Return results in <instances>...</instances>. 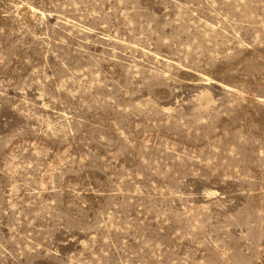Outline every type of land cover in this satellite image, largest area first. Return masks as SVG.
I'll use <instances>...</instances> for the list:
<instances>
[{
  "label": "rangeland",
  "instance_id": "obj_1",
  "mask_svg": "<svg viewBox=\"0 0 264 264\" xmlns=\"http://www.w3.org/2000/svg\"><path fill=\"white\" fill-rule=\"evenodd\" d=\"M0 264H264V0H0Z\"/></svg>",
  "mask_w": 264,
  "mask_h": 264
}]
</instances>
